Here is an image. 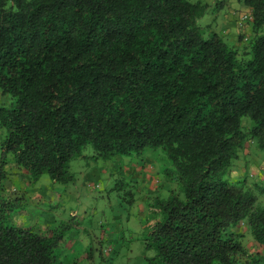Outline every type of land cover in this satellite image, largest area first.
Here are the masks:
<instances>
[{
    "label": "trees",
    "instance_id": "1",
    "mask_svg": "<svg viewBox=\"0 0 264 264\" xmlns=\"http://www.w3.org/2000/svg\"><path fill=\"white\" fill-rule=\"evenodd\" d=\"M239 1L241 50L198 24L201 0H0V264H61L67 228L12 222L6 165L68 184L86 145L103 160L165 153L177 187L147 199V264H264V201L228 176L248 139L264 151V0Z\"/></svg>",
    "mask_w": 264,
    "mask_h": 264
},
{
    "label": "rangeland",
    "instance_id": "2",
    "mask_svg": "<svg viewBox=\"0 0 264 264\" xmlns=\"http://www.w3.org/2000/svg\"><path fill=\"white\" fill-rule=\"evenodd\" d=\"M201 1L209 5L198 24L205 31L208 25L241 50L245 38L239 37L249 34L251 19L241 20L240 16L250 13L249 8L239 0ZM6 101V95L0 92V104ZM242 123L250 125L246 117ZM4 131L0 126V143ZM92 153L91 146L86 145L83 156L70 160L75 180L68 184L51 183L46 173L33 181L8 163L4 191L23 202L21 210L12 214V222L47 229L64 221L67 228L57 249L61 264H147L145 256L153 254V249L144 248L143 240L147 199L164 197L170 188L177 187L161 171L167 164L165 153L161 148L146 147L140 155H115L106 160L94 159L89 156ZM243 172L248 175L250 189L263 202L264 194L256 184L264 186V151L249 139L228 176L235 179L234 175ZM236 230L243 233L242 241L250 251L262 250L244 223Z\"/></svg>",
    "mask_w": 264,
    "mask_h": 264
},
{
    "label": "built area",
    "instance_id": "3",
    "mask_svg": "<svg viewBox=\"0 0 264 264\" xmlns=\"http://www.w3.org/2000/svg\"><path fill=\"white\" fill-rule=\"evenodd\" d=\"M251 18V15H250V13H244V14H242L241 16H240V19L242 20H244V19H250Z\"/></svg>",
    "mask_w": 264,
    "mask_h": 264
},
{
    "label": "crops",
    "instance_id": "4",
    "mask_svg": "<svg viewBox=\"0 0 264 264\" xmlns=\"http://www.w3.org/2000/svg\"><path fill=\"white\" fill-rule=\"evenodd\" d=\"M250 10V9H249Z\"/></svg>",
    "mask_w": 264,
    "mask_h": 264
}]
</instances>
